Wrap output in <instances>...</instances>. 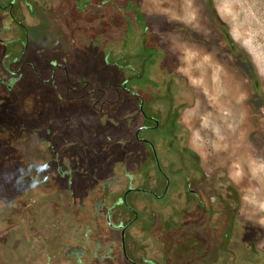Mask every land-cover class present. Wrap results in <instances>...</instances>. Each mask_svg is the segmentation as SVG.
<instances>
[{
  "label": "flooded vegetation",
  "instance_id": "1",
  "mask_svg": "<svg viewBox=\"0 0 264 264\" xmlns=\"http://www.w3.org/2000/svg\"><path fill=\"white\" fill-rule=\"evenodd\" d=\"M145 4L0 0V264H264L260 222L243 229L242 89L221 87L219 114L213 68L197 85ZM209 37L229 72L238 47Z\"/></svg>",
  "mask_w": 264,
  "mask_h": 264
},
{
  "label": "rangeland",
  "instance_id": "2",
  "mask_svg": "<svg viewBox=\"0 0 264 264\" xmlns=\"http://www.w3.org/2000/svg\"><path fill=\"white\" fill-rule=\"evenodd\" d=\"M145 5L164 12L168 20L165 22V29L170 30L169 33L173 36L166 34L169 41L178 42V48L189 62L191 60V65H200L199 75L197 74L199 77L191 76L197 85L208 84L210 75L207 67L213 68L212 80L216 86L214 97L218 99L216 105L219 107V114V99L223 91L220 90L221 87L224 90H231L236 85L241 87L244 101L241 113L244 131L240 136V139L244 137V153L241 157L245 185L243 229L247 234L256 220L260 222V230L264 234V0H146ZM224 26L234 40V47H238V52L234 50L235 55L229 53V72L219 62L213 61L215 58L212 55L219 53L202 43L203 35L210 36V43L218 40L216 38L220 37ZM240 53H243V57L238 55ZM230 57L243 68L242 83L237 82L238 74L231 72ZM254 80L258 83L255 88ZM198 111L205 115L206 108L200 107ZM211 114L205 115L204 123H211L221 140L225 137L223 134L227 133L222 124L223 118ZM233 167L238 168L236 162ZM261 240L260 245L264 249V235Z\"/></svg>",
  "mask_w": 264,
  "mask_h": 264
}]
</instances>
